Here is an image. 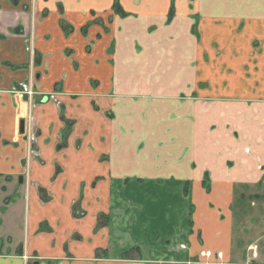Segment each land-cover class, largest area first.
<instances>
[{"label":"crops","instance_id":"1","mask_svg":"<svg viewBox=\"0 0 264 264\" xmlns=\"http://www.w3.org/2000/svg\"><path fill=\"white\" fill-rule=\"evenodd\" d=\"M1 187L0 264H264V0H0Z\"/></svg>","mask_w":264,"mask_h":264},{"label":"rangeland","instance_id":"2","mask_svg":"<svg viewBox=\"0 0 264 264\" xmlns=\"http://www.w3.org/2000/svg\"><path fill=\"white\" fill-rule=\"evenodd\" d=\"M34 57H35V61H37L38 59V54L35 52L34 53ZM34 91H35V96H34V100H33V105L34 104H38L41 102V99H39V96H41V93H39V91L37 90L36 84L34 83ZM36 134V133H35ZM33 152H37V150L33 151ZM37 159L39 160L40 163H43L42 159L40 158V156L38 155ZM28 167V165H26ZM31 172L27 171L26 177L29 180V174ZM7 182V181H5ZM11 182V181H8ZM16 186H17V190L16 192L19 191V187L16 184L17 181L13 182ZM26 188L28 189V184H26ZM0 208L4 209V206L8 205L10 202L19 199V201H21L22 199L24 201H26L27 203L25 204V202H21L19 203L20 206L18 207V213H17V222L22 224V227L18 230V233H20L21 230L22 234L25 235V232L27 230V219H28V196H24L22 197V195L19 196H13L9 193H6V188H0ZM40 193H41V198L43 199V201L47 200L46 197V193L44 192L45 190L41 187H39ZM15 193V189L13 190ZM3 192V194L1 193ZM246 194H243L242 196H240V193L235 194V199L233 204L231 205L232 207V211L234 213L235 216V221H236V225L238 226L237 230L240 231L243 234H250V230L252 229V224H260L262 227V232L260 231V233L262 234V236H264V195H259L257 197V195H255L253 192H245ZM260 207H263L262 209H260ZM105 217L101 216L99 218V225L103 224V222L105 221ZM253 239V243H249L250 245L254 244V245H258L259 247L264 245V242L262 241V239H258L254 236ZM252 239L250 240V242H252ZM256 239V240H255ZM264 240V237H263ZM5 242H7L6 239L3 240V245L0 246V250L4 248V245L6 244ZM104 252V253H103ZM105 251H100L99 250V258L103 259L105 258ZM140 252V253H139ZM105 254V255H104ZM133 255H137L140 256L141 255V251L140 250H134V252L132 253ZM108 255V254H107ZM122 253L119 254L118 258L122 259ZM130 260V259H128Z\"/></svg>","mask_w":264,"mask_h":264},{"label":"built area","instance_id":"3","mask_svg":"<svg viewBox=\"0 0 264 264\" xmlns=\"http://www.w3.org/2000/svg\"><path fill=\"white\" fill-rule=\"evenodd\" d=\"M19 92L23 93L26 95V97L29 99V102L31 106L33 105V100L35 96V91H34V77L32 76L29 81L22 83L19 88ZM28 142H29V150L30 153L33 152L34 148V142L36 140V134L32 129H28ZM27 258V257H25Z\"/></svg>","mask_w":264,"mask_h":264},{"label":"flooded vegetation","instance_id":"4","mask_svg":"<svg viewBox=\"0 0 264 264\" xmlns=\"http://www.w3.org/2000/svg\"><path fill=\"white\" fill-rule=\"evenodd\" d=\"M32 63L35 65L36 64V61H35V57H34V54H33V61H32ZM34 77V76H33ZM34 80H35V77H34ZM48 98H49V96H46V98H41V101H47L48 100ZM35 105V104H34ZM24 132H26V133H28V129L26 130H24ZM35 150H37V148H36V146H34V148H33V151H35Z\"/></svg>","mask_w":264,"mask_h":264},{"label":"water","instance_id":"5","mask_svg":"<svg viewBox=\"0 0 264 264\" xmlns=\"http://www.w3.org/2000/svg\"><path fill=\"white\" fill-rule=\"evenodd\" d=\"M25 130V121L22 120L20 124V131L23 133ZM34 264H39V261H35Z\"/></svg>","mask_w":264,"mask_h":264}]
</instances>
